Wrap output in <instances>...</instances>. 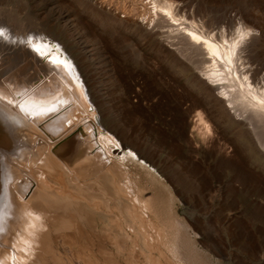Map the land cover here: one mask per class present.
I'll return each mask as SVG.
<instances>
[{
    "label": "bare ground",
    "instance_id": "obj_1",
    "mask_svg": "<svg viewBox=\"0 0 264 264\" xmlns=\"http://www.w3.org/2000/svg\"><path fill=\"white\" fill-rule=\"evenodd\" d=\"M207 1L52 0L54 40L18 38L16 32L24 33L15 32L20 22L11 16L2 20L0 14L5 26H0V77L13 69L0 80V264H121V257L130 264H138V258L143 264H207L202 255L208 253L201 249L211 253L223 247L202 241L215 230L224 234V247H231L220 227L231 201L220 205L218 213L207 212L201 226L193 218L194 201L216 200L214 177L203 175L192 161L183 163L181 169L189 170L181 176L166 172L168 184L192 188L182 198L183 220L175 205L167 207L157 193L145 198V189L131 181L132 173L122 172L128 163L142 168L143 158L133 151L137 144L116 137L120 117L110 110V93L124 98L135 84L132 77L150 78L146 65L154 61L169 78L163 83L165 107L177 115L182 130L186 116L193 114V141L231 148L234 178L244 188L249 182L263 185V37L251 25V11ZM149 82L144 87L160 90L159 83ZM178 89L190 103L182 111L173 105L177 96L172 92ZM205 106L217 115L216 136L200 110ZM152 145L174 150L161 137ZM90 168L87 190L68 186L83 180ZM68 187L75 188V196ZM234 187L228 180L225 191L232 200L238 198L232 195ZM169 191L174 202L176 192ZM124 232L126 247L118 239ZM193 235L202 238L198 245Z\"/></svg>",
    "mask_w": 264,
    "mask_h": 264
},
{
    "label": "rangeland",
    "instance_id": "obj_2",
    "mask_svg": "<svg viewBox=\"0 0 264 264\" xmlns=\"http://www.w3.org/2000/svg\"><path fill=\"white\" fill-rule=\"evenodd\" d=\"M192 1H197L199 3L200 2L204 3V1L208 2L207 0H192ZM210 1L211 2L215 1L214 4H217L220 6H225V7L227 6L230 8V10H240V11L249 10L251 11L253 14L250 16L251 25L255 30H257L256 32H258L263 37V43H264V0H209V2ZM27 2H28L27 0H0V14L4 16V17L3 16L1 17L0 15V17L2 18V20H4V18L6 19L11 16L13 17L12 18L13 20H18V22H20L19 23L20 26L19 28L16 26L15 32L16 30L20 31V29H24V33L22 34L21 31L16 32L17 34L13 33V34H16L18 38H21V35L26 38H31V36L36 37V36L43 35L47 39L54 40V36H55L54 35V5L52 4V0H36L35 3H31V4ZM0 23L2 24V21ZM0 26L3 27L4 23ZM262 50L263 51H261L260 60L264 63V45H263ZM154 63H155L154 61H150V62L148 61L146 65L148 68L147 72L151 74L149 76L150 78L140 77L138 75H135L134 77H132L133 79H131V81L135 84L131 90H128L125 92L124 98L126 99L119 98L121 96L118 93H113V94L110 93V95H112L110 96V107L112 106L110 110L119 114V117H120L119 123L121 124L119 128L117 129L115 128L116 137L131 144L132 146H136L137 144L136 149H133V151L141 153V156L143 158L142 162L145 163V164L144 163L141 164L142 168L135 167L131 163L125 164L123 166L122 172L125 173L126 171H130L132 173L133 176L129 174L131 181L133 182L136 181V184L138 187L145 189L143 193L145 198H150L152 197L153 194L157 193L159 196H161L160 199L162 200L164 205H165V202H166L167 207L169 205H173V206L175 205L174 209H175L176 214L179 216L180 219L183 220L185 218V215H184V206L182 204V198L185 197L186 194L189 195L190 194L189 190H192V188L183 189L184 187L181 188L179 184H177L176 182H175L176 185L175 183H173L172 185L168 184L166 180L167 173H170V174L174 173L177 176H179L180 174L183 175V173H185L186 170L187 171L189 170V169L185 170V168L181 169L184 166L183 163L186 162L190 165H191V161L193 162V164L197 163L201 167V171L203 175H206V176L212 175V177H214V180L212 181L211 186L215 188V189L213 188L212 189L215 193L214 195L217 194L216 196L217 198L215 201H213L214 203L206 202L205 205H201V204H198L196 201L194 202L192 201L196 208L195 209L196 212L194 213V216H193V218L196 219V222L201 226L203 224V220L205 219V215L207 212H213V213L217 212L218 213L219 212L218 210H220L219 209L220 205L224 203L228 204L229 201H231L229 203L233 204V207L229 211V216L226 215V213H224L223 214L224 220L223 218L220 219V225H221L220 227L224 228L225 233L230 237L231 247H229L228 245H227L228 247H224L226 246V242H225L226 238L224 234L220 232L221 230L218 231V233H217V230H215L216 232L213 235L206 236L205 238H203L204 240H202V238H200L199 235H193L192 239L196 242L194 243L195 245L196 244L198 245L197 242L202 240L205 244L213 243V244H220V246H223L218 250H211V253H210V250L205 251L202 248L201 251L203 253L207 252L208 254L200 253L199 255L201 256V254H203L202 257L204 258L208 257L206 258L208 262L206 261V259H204L207 264L209 263H213V264H264V201H263L264 198H263V195H261V197L259 196L264 191V188H263L264 181H263V185L262 184L260 185V183L258 185L255 183H252V186H251L250 182L246 183L247 184V185L245 184L246 188H244V185H242L233 176L234 171L233 169H231L232 166H230V163H233L232 161L234 160L232 156L231 148L224 146L221 142L212 144L211 142L207 140H205L204 142L203 141L201 142L193 141V138L191 135L192 127L195 122V119L193 118V114L191 115L189 114L186 116V118L184 119L185 121L184 123L186 124V130L185 129L182 130L183 129L182 124H179V121H177L176 117H174L177 115L173 112L168 111V108L165 107L167 106L166 99H167L168 91L166 90L168 89H166V86H164L165 84L163 83H166L167 81H169V78L167 76L160 74L161 72L157 69V66ZM6 66L7 65L5 64L4 67ZM12 71L13 69H11V71L7 73H5L4 71L3 75H1L0 77V80L7 79L8 78L7 76ZM149 81H151V84H153V86L155 83L157 85L159 83L160 90L155 91V89L152 90L153 87L152 88L144 87L145 83L147 82L150 83ZM162 85L165 87V90ZM172 93L175 95V97L177 96L175 100L173 101L174 103L173 105L174 107H177L179 111L185 110V108L188 105H190L189 102L183 101L182 97H185V94L181 90L179 89L174 90ZM198 98L202 100L201 96H199ZM121 99L122 100L124 99V100L122 101ZM120 104H121V107H120ZM127 106L128 108H125ZM206 109L208 111H206ZM200 110L204 112L205 120L210 124L212 132H213V136H216V134L220 132L219 131L220 124H218L217 122L216 113L214 112L213 109H211L210 107H206V106L204 107V109L201 108ZM105 113L106 112H102V114H105ZM170 113L172 115H168ZM122 120H124L125 123ZM178 126H180V128ZM153 127L156 128L154 131H153L154 129ZM157 129L158 131H156ZM183 133H185L184 134L185 136L183 135ZM157 136L165 139L169 145L172 143L173 145L171 146L172 148H174L176 153L174 152L173 149H172L173 151L172 152L169 148L167 147L162 148L160 145L159 147L161 149L156 148V147L154 148L152 144L154 141L156 142L158 140ZM185 142L189 144H185ZM175 145H176V148L179 145L178 150L175 149ZM180 146L182 147V149H180L181 148ZM178 151L182 152L183 157H180L181 160L177 158V156H179ZM167 152L169 155L167 154ZM171 153H173V156ZM168 160H170L171 162ZM148 161L150 163H152L151 161H153L155 166H153L152 164L151 166L148 163ZM179 163L180 164L182 163V164L180 165ZM167 167L169 169V172L167 171L168 170ZM91 170L92 169L90 168L84 171L83 180H79V182L77 181V183L71 182L72 184H68V186L71 187L74 185L75 188L77 187L76 189L82 188L84 190H87L89 188V184L91 183V178L93 176V174L91 173ZM255 170L256 172L258 171L254 167L253 168L251 167V171L254 172ZM257 173L260 175V172H257ZM232 176L234 179L232 178ZM228 180L231 183V185L233 184V187L234 186L236 187V189L235 187L234 189L236 190L237 193L235 192L232 195H235V197H238L236 198L238 201H236L234 196H233L234 199L232 200L231 194H226L225 187H226V184L228 183ZM249 184H250V187L248 186ZM255 185H257L258 187ZM252 187L254 189V192L256 190L259 194L257 192H256L257 195L255 193H252L253 192L251 191ZM243 188L244 190H242ZM259 188H262V189H259ZM68 189L69 191L66 190L67 193H71V195L75 196V194L73 193L74 190H72L69 187ZM97 190H95L96 194L99 192ZM169 190H172V192H176L174 196L176 197V200L174 202H173V199L171 197V193ZM248 191H250L251 193L249 194ZM224 193L228 196H226ZM248 195H250V197ZM242 196H244V198ZM245 197L248 199H246ZM241 198L245 199L246 201ZM249 200L251 201L250 203H249ZM189 219L192 220L191 218ZM213 220H214V217H213ZM221 220H223V222ZM239 220H241L243 223L241 224V221ZM236 221L237 222L239 221L240 225H244V227L240 226L239 223H237ZM211 222L213 221L211 220ZM230 224L232 226H230ZM237 224L240 227L238 226L236 227ZM97 225H99L100 227L102 224L97 223ZM228 226H230V228ZM241 227L243 228V230L240 229ZM240 230L243 231V234L241 233ZM236 231L238 232L237 235H236ZM121 234L122 233H119L118 239L120 240V243L122 242V246L126 247L129 244L127 238L125 237L126 232H124L123 235ZM237 239H239L240 241ZM236 240L238 241L237 243L238 245L234 246L236 245L235 243L237 242ZM222 241H224L225 243H223ZM241 241L245 245L241 243ZM243 246L246 248H244ZM59 249L64 255L65 248L61 247ZM221 249H223L224 251H222ZM154 255H156L155 250L152 251V256ZM221 255H223L224 258H222L223 256ZM213 259L214 261L212 262ZM138 260L140 261V262L138 261V264H143V259L138 258ZM119 261L121 264H130V263H125L122 257L121 259H119ZM172 264H176L175 260Z\"/></svg>",
    "mask_w": 264,
    "mask_h": 264
}]
</instances>
